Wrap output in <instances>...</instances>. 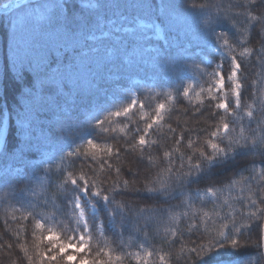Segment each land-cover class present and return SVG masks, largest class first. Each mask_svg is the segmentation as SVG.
<instances>
[{
	"label": "trees",
	"instance_id": "trees-1",
	"mask_svg": "<svg viewBox=\"0 0 264 264\" xmlns=\"http://www.w3.org/2000/svg\"><path fill=\"white\" fill-rule=\"evenodd\" d=\"M59 2L63 0H9L8 10L0 4V112L9 114L11 149L14 150L20 140L15 120L24 107L30 119L34 120L30 135L34 151L30 157L24 160L9 158L7 165L0 161V264H30V261L31 264H40V252L49 253L51 247L46 239L49 230L59 236L61 243H67L77 229L82 228L76 226L74 219L70 195L72 186L65 183L69 173L74 178L86 174L104 188H111L113 184L117 186L111 208L103 202L98 204L99 218L94 223L96 227L92 231L89 248L78 254L73 264H79L81 257L89 262L104 260L107 264H191L193 247L206 244L225 224L230 229L233 228V221L235 227L248 224L251 200L259 203V198L264 197L261 190L264 189V178H259L260 161L264 157L260 155H241L232 166L223 170L214 169L197 182L182 186L176 180L177 176L200 162L199 150L212 151L207 144L209 140L224 146L226 140L221 142L211 135L218 127L221 138L228 136L234 140L241 139V142L253 132L257 137L262 134L264 104L258 102L259 93L249 85L264 78V69L254 57L240 55L244 49L238 46V41H248L247 47L252 49L261 47L264 29L256 27L249 32L247 29L251 25L244 13L247 7L251 15L258 16L264 9L253 8L248 0H157L159 8L152 7L151 0H139V13L137 10L136 14L151 15L153 19L157 14L163 16L169 33L168 44L163 49L160 41H136L142 46L141 51L158 43L161 50L154 59L132 56L127 60L120 48H129L128 38L120 39L114 47L116 53L110 56L106 55L108 44L114 43L110 37L88 42L83 35L68 38L51 28L46 31L47 36L36 39L30 35L11 34L10 20L19 15H42L45 8ZM82 2L88 3V0ZM181 2L185 7L196 5V8L188 13L180 8L173 10L167 7ZM67 3L69 9L66 11L70 16H88L95 20L94 13L78 7L81 0H67ZM101 3L104 5L101 17L108 21L102 19L96 35L103 33L108 22L135 14V8L128 4V0H101ZM219 15L227 16L230 22L219 26L205 23L209 16L215 20ZM187 18L199 20L205 26L206 34L210 27H215L217 33H225L235 47L232 54L242 63V75L247 77L243 81L242 110L236 112L232 97L228 98L230 107L227 112L217 109L215 104L218 101L212 100L208 93V89L213 88V94L221 96L214 92L211 73L217 70V64H221L223 71L228 73L227 54L225 57L211 54L212 62L208 64L198 61L196 66L201 81L187 96L184 95L190 87L180 78L179 71L182 64L190 63V59L178 52L173 36L181 38L180 35L185 32L183 20ZM8 37V54L13 68H10L6 78L4 57ZM31 39L35 40L34 45ZM31 46L35 49L30 52L34 60L32 71L21 72L18 62L25 53H29ZM49 47L69 53L67 64L59 65L58 73L47 72L44 68L46 61L39 58V50ZM83 48L87 50L83 51ZM57 55L62 56L63 53L57 51ZM76 59L81 63L85 60L92 62L86 65V69L93 68L87 79L76 80L75 76L67 74L72 66L74 68ZM153 79L157 87H149L146 83ZM53 81L58 92L44 95L43 92L50 88ZM65 83L69 90L64 89ZM34 85L37 91L29 92ZM105 85H109L107 92H111L113 99L102 95ZM226 86H229L227 80ZM122 89L134 91L137 107L129 117L109 119L104 124L109 131L101 133L97 120L88 123L90 115L103 119L107 111L115 112L132 103L121 93ZM160 104L165 106L163 120L149 131L146 136L149 143L141 149L136 142L140 133L135 130L144 128ZM250 104L256 106L254 121L244 115L246 108L243 106ZM140 105H143L142 110ZM258 122H261L260 127ZM223 123L229 124L227 134L223 131ZM61 128L63 133H60ZM181 135L184 136L183 141L179 139ZM134 136L136 139H133ZM3 137L4 129L0 128V148L3 147ZM88 140L101 147L111 146L113 155L109 157L104 152H97L92 159L90 152L95 150L88 149ZM117 150L118 156L115 154ZM165 152L171 153V156H165ZM253 163L255 170L251 168ZM21 164L27 165L25 171L15 175L18 167H24ZM117 167L121 169L119 175L115 171ZM250 176L257 177L251 185L247 182ZM124 180L129 181L127 189L123 187ZM162 185L175 191L169 196L135 191ZM210 187L216 194L214 199L200 195L208 192ZM118 204L125 207L120 209ZM260 206L264 207V204ZM112 208L116 209L115 218ZM37 223L44 227L37 228ZM41 237L45 239L41 240ZM252 238H256L255 232ZM97 251L100 252L99 257ZM138 252L147 257H137L135 254ZM249 256L254 258L255 251L246 252L242 257H230L228 252L221 250L219 257H207L200 264H220L230 258L235 261ZM61 264L71 263L65 259Z\"/></svg>",
	"mask_w": 264,
	"mask_h": 264
},
{
	"label": "snow or ice",
	"instance_id": "snow-or-ice-1",
	"mask_svg": "<svg viewBox=\"0 0 264 264\" xmlns=\"http://www.w3.org/2000/svg\"><path fill=\"white\" fill-rule=\"evenodd\" d=\"M248 3L253 8L264 9V0H258V2L257 0H248ZM0 4H3L6 10L10 8L9 0H0ZM151 6L156 8L160 7V5L157 3V0H151ZM78 7L82 9H88L90 12L94 13L95 20L88 16H81L79 18L70 16L69 12L66 11V9H69L67 0H63V2H59L45 8L42 15L16 16L10 20L11 34H20L26 36L34 33L37 27L41 32L47 31L49 28H51L55 31H58V33L62 36L76 38L79 35H83L87 37L88 42H93L96 39L97 30L102 19L104 22L108 21V19L105 17H101V9L104 7V5L101 3V0H94V2H92V0H88V3H84L81 0V4ZM167 7L173 10L180 8L183 12L191 13V11L196 8V5H191L189 8L185 7V5L181 2L178 5H167ZM244 15L246 21H248V23L251 25L247 29L249 32H252L256 27L264 29V12H262L261 15L253 16L246 7ZM229 22V18L223 15L217 16L215 20L209 16L205 21V23L209 26L213 24L219 26ZM122 28L124 29V36L128 38L129 48H131L132 45L136 43V38L139 36L151 34L152 36H159L161 37V40H163L169 35L165 27V20L163 16L159 14H157L154 19L151 15H146L144 13L135 14L131 19L125 18ZM207 36L211 41L210 48H215L218 51L224 49L225 51H221V55L227 54L229 57L228 73L223 71V66L221 64H218L216 66L217 70L211 73V75L214 77L213 87L215 89V93H224V95L221 97L213 94V88L208 89L211 99L218 101L215 104V108L227 112L230 107L228 93L224 92L225 83L227 80L229 82L230 92L233 97L232 104L234 105V109L242 110L241 97L243 91L245 90V84L243 81H246L247 77L242 75V63L237 59L236 55L232 54L235 52V47L230 44L226 34L223 32L217 33L215 31V27L209 28ZM8 41L9 37L7 40V47L4 57V75L6 78L10 68H13L8 54ZM32 44H35V40L32 41ZM247 44L248 41H238V46L243 47L244 49L240 55L254 57L258 65L264 69V43L261 44L259 49L249 48L247 47ZM161 47L163 49V44H161ZM31 51H35L34 47L30 48L29 53H25L24 57L18 62L17 67L21 72H27L29 70L32 71L34 60L30 55ZM57 51H61L63 55H57ZM73 51L76 50L74 49ZM39 58L43 61H46V63H44V68L47 72L58 73V66L61 64H67L69 53L63 49L58 50L49 47L47 49L39 50ZM63 87L65 90H69L66 83L63 84ZM249 87L256 89V92L259 93L258 98L264 97V78H262L260 81H253ZM35 91H37V89L34 85L29 90V92ZM57 92L58 88L56 87L55 81H53L52 85H50V88L45 90L43 94L55 95ZM88 94L90 96L92 95L91 92ZM79 95L80 94L78 93L77 97ZM184 95L187 96L188 92L185 91ZM56 98L59 99V96H56ZM261 103L264 104V99L261 100ZM136 107V101H132V103H130L127 107H123L118 111H107V115H104L103 119H100V117L96 115H90L88 123H91L92 120H97L100 132L106 133L109 131V129L105 128L104 124L109 119L112 117H129V114L132 113L133 109ZM243 107L251 109L252 105H246ZM164 108L165 106L160 104L153 113V116L149 118V122L145 123L144 128H137L135 130L136 133H140L136 142L141 147V149H143L149 143V141L146 139L149 131L154 125L159 124V122L163 120ZM142 109L143 105H140V110ZM262 111H264V109H262ZM36 115L39 116V113ZM246 115L249 118H252L254 113L253 111L248 110ZM68 118L70 120V116H68ZM237 118L239 119V117ZM33 123L34 120L30 119L24 107L22 113H19L15 120V124L19 130L20 140L13 150L9 147V114L6 111L0 112V128L4 129V142L3 147L0 148V161H2L5 165L8 164L9 158L19 157L21 160H24L29 158L33 153L34 145L30 138ZM260 126L261 122H258V127ZM222 128L225 134L229 132L228 123H223ZM220 131L221 129L218 127L211 133V135L213 137H217L219 140H221V142L226 140L224 146H221V143L209 140L207 144L212 151L208 153L203 150H199L200 162L192 165L188 172L182 173L176 177V180L180 185L183 186L186 183L190 184L197 182L200 177H203L206 173L212 172L214 169L223 170L224 168L230 167L236 163L237 157L241 155H260L264 157V128H262V134L259 137H257L255 132H253L252 136L242 138L243 142H241V139L234 140L228 136L221 138L219 135ZM60 133H63V128L60 129ZM133 139H136V137L134 136ZM179 139L183 141L184 136L181 135ZM152 143L154 144L155 141ZM87 144L89 150H95L90 152V157L92 159L95 158L97 152H104L109 157L113 155V148L111 146L101 147L100 145L95 144L92 140H88ZM115 154L118 156L119 151L117 150ZM69 155H72V153H69ZM164 155L170 157L171 153L165 152ZM189 163L191 164V158H189ZM260 163L262 168L259 178H264V160H261ZM26 166L27 165H24V167H18L19 171H17L15 175H21L25 171ZM109 167H111V165H109ZM255 167L256 165L253 163L251 168L255 170ZM115 171L117 175H119L121 169L117 167ZM193 173H195V175H193ZM255 179H257V177L250 176L247 181L248 184L251 185L252 181ZM65 183L72 186L70 190L71 203L74 206V210H78L77 224L82 225V228L79 229L80 234L78 236V240L74 238L72 241L67 243L59 242V237L49 230V234L46 239L49 241L51 247L49 253L44 251L40 252V264H61V261L65 259L68 262L74 261L75 256L68 254V250L73 249L75 253H81L89 248L90 241L93 238L92 231L96 227L93 224V219L97 213V202L103 201L110 207L115 201V194L117 192L116 184H113L111 188H104L97 181L89 179L86 174H81L78 178H74L72 173H69ZM122 183L125 189L129 188L128 180H124ZM261 190L264 191V189ZM135 191H146L150 194L169 196L172 195L175 190L173 189L170 191L167 185H162L159 188L153 186L145 187L144 189H135ZM207 191L214 194V191L211 187L208 188ZM261 204H264V197L259 198V203L255 199L251 200L252 210L248 212V220L250 221L248 224L242 225L241 227H235V223L233 221V228L231 229L227 224H225L223 228L218 230L216 235L212 236L206 244H200L197 247H193L191 249V264H200V262L207 257H219L221 250L228 252L230 257H242L246 252L254 250L255 257L253 258L252 256H249L248 260L242 261V264H264V207H261ZM117 207L123 209L125 205L118 204ZM86 208L91 209V218L86 215ZM112 209L113 218H115L116 209ZM36 227L42 229L44 225L37 223ZM253 232H255V239L252 238ZM43 239H45V237H41V240ZM242 240L244 241L243 243ZM96 255L99 257L100 252L97 251ZM108 255L110 259V254ZM148 255H151V253H148ZM58 257L60 258L59 260ZM117 259H119V257H117ZM79 264H107V262L100 259L89 262L84 257H81ZM222 264H231V258L225 262H222Z\"/></svg>",
	"mask_w": 264,
	"mask_h": 264
},
{
	"label": "rangeland",
	"instance_id": "rangeland-1",
	"mask_svg": "<svg viewBox=\"0 0 264 264\" xmlns=\"http://www.w3.org/2000/svg\"><path fill=\"white\" fill-rule=\"evenodd\" d=\"M139 3H140L139 0H128V4L135 8V14H136L137 10L139 13ZM132 17L133 16H131V15H126L119 20L118 19L112 20V21L107 23L108 26L103 30V33H101L100 35H96V39L99 37H110L114 41V43L108 44L109 46L106 49L107 50L106 55L113 56L116 53V50L114 47L118 45L117 42H119V40L122 38L123 39L126 38L124 36V29L122 28V25L125 22V18L131 19ZM186 20L188 21L187 23H186ZM186 20L185 19L183 20V22H185L184 23L185 24V32H183V34L180 35L181 36L180 39L176 35L173 36V40L175 41L176 45L179 47L178 52L183 53L186 58L190 59V63L186 64V65L184 64L185 66L182 64V66H181L182 69L179 71V72H181L180 78L183 79V81L186 84H188L190 87V89L188 91V94H189L190 91L192 89H194L196 87V85L198 83H200V81H201L200 76L198 74V68L196 66V63L198 61H202V62L208 64V63L212 62V59L210 57L211 54L219 55L220 57H225L226 54L221 55V51H225L224 49H221L220 51H218L215 48H210L211 41L209 40V38L206 34V31L204 29L205 26L199 20H195V19H191V18H187ZM105 33H106V35H105ZM29 35L36 39V38H41V37L47 36V32L46 31L41 32L40 29L37 27L35 32L32 34H29ZM150 39H152L154 41H160L163 44V46H166L168 44L167 38L161 40V37L152 36L151 34L139 36L136 38V41H139L141 43L145 40H150ZM33 40L34 39H31V41H33ZM158 45L159 44L157 43L156 45L146 46L144 48V50L141 51L142 46H139V44L136 43L135 48H133V47L128 48L127 46H124L123 48L121 47L120 50L122 51L123 55L127 56V60H130V58L132 56H137L139 58H141V57L147 58L148 57V58L154 59V58L159 56V53H160L159 51L161 50ZM31 48H33V46H31ZM86 50H87V48H83V51H86ZM80 59H82V58H80ZM76 61H77V63L75 64L74 68L72 66L71 69L69 70V73H67V74L75 76L76 80H82V79L84 80L85 78L87 79L88 75L93 70V68H87L86 69V65H90V63H92V62L90 60H85L81 63V62H79L80 61L79 59H76ZM69 75H68V77H69ZM136 81L137 80H134V82H136ZM146 83H148L149 87H157V82L154 79L151 80L150 82L146 81ZM102 89H103L102 95L104 97L106 95H109L113 99V95H111V92L110 91H109V93L107 92V90H109V85L103 86ZM118 89H121V88H118ZM214 92H215V89H214ZM224 92L228 93V98L232 97L231 92H230V88H229V86L228 87L226 86V83H225ZM121 93L125 94L132 101L137 102V96L135 95V93L132 89H122ZM219 94L221 95V97L224 95V93H219ZM124 99H126L125 96H124ZM262 99H264V97H261L260 100H258V102H261ZM250 105H252V104H250ZM233 107H234V105H233ZM248 110H251V111H253V113H255L256 112V106L252 105L251 109H248V108L244 109V115L247 117V119L254 121V116L252 118H249L246 115V112ZM232 111L234 112V110H232ZM238 111L239 110H236V112H238ZM233 112H232V114H234ZM200 195L205 197V198L214 199L216 194L215 193L213 194L212 192H204V193H201ZM102 202L103 201L97 202V213L93 219V224L99 218L98 204H100ZM103 203H105V202H103ZM71 206L73 208L76 226H82V225L77 224L78 210H74L73 204ZM85 211H86V215L89 218H91L92 217L91 209L86 208ZM100 224H101V221L98 222V226H100ZM85 231H87V230H85ZM79 234H80L79 229H77L75 235H72L68 239L67 242L72 241L74 238L76 240H78ZM55 235L58 236L57 234H55ZM59 242H61L60 239H59ZM68 253L70 255L75 256V260L72 262H69V263L73 264L77 260V255L81 254L83 252L75 253L73 249H69ZM135 255L137 257H145V258L147 257V255H144V253H141V252L140 253L138 252ZM246 260H248V257H246L244 259L231 261V264H242V261H246ZM220 264H222V263H220Z\"/></svg>",
	"mask_w": 264,
	"mask_h": 264
}]
</instances>
